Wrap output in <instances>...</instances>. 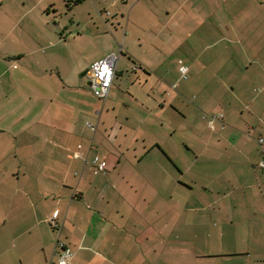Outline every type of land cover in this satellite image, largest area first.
<instances>
[{"label":"crops","instance_id":"0c3cea01","mask_svg":"<svg viewBox=\"0 0 264 264\" xmlns=\"http://www.w3.org/2000/svg\"><path fill=\"white\" fill-rule=\"evenodd\" d=\"M32 1L0 0V264H264V0Z\"/></svg>","mask_w":264,"mask_h":264},{"label":"built area","instance_id":"2783aa9c","mask_svg":"<svg viewBox=\"0 0 264 264\" xmlns=\"http://www.w3.org/2000/svg\"><path fill=\"white\" fill-rule=\"evenodd\" d=\"M119 59V55L112 53L107 55L104 58L94 61L89 69V77L91 79V88L93 89L94 94L102 99L108 97L109 92L112 88L115 74L116 66ZM180 71L182 76L186 78L188 67L181 66ZM222 117V114H212L204 115V119H209L210 127L214 128V121ZM87 126L95 131L96 126L90 122L87 123ZM258 142L261 146L262 151L264 152V138L260 137ZM92 166L94 167L95 173H106L107 171V161L105 159H100L95 157L91 161ZM260 168H264V158L258 163ZM54 226L58 227L59 224L55 220H52ZM72 259V253L69 249L65 248L60 252L59 264H68Z\"/></svg>","mask_w":264,"mask_h":264},{"label":"rangeland","instance_id":"374dc122","mask_svg":"<svg viewBox=\"0 0 264 264\" xmlns=\"http://www.w3.org/2000/svg\"><path fill=\"white\" fill-rule=\"evenodd\" d=\"M26 3H28V4H32L33 3V1L32 0H26ZM73 31V30H72ZM87 32L89 33V29H87ZM89 36H90V34H89ZM97 41H96V39H93V38H91V39H87V41H86V46H85V56H84V58H85V60H89V58L96 52V50H97V47H98V43H96ZM179 66H178V68H179V71H180V67L181 66H186V67H188V71H187V76H186V78H183V76H182V73H181V71L179 72V74L178 75H176V79H181V81H183V82H187V81H191V72H189V65H188V63L186 62V61H184L183 59L181 60V62H179V64H178ZM83 78H84V82H83V86L86 88V90L88 91V92H86V94H85V97H86V100L88 101V100H90L91 102L92 101H94V103H95V101H100L98 98H97V96H95L94 95V93L92 92V90L90 89V87L89 86H87V84H86V81L88 80L87 79V76L85 75V76H83ZM197 78V80H200L201 79V77L200 76H198V77H196ZM89 82H91V79L89 80ZM91 85V84H90ZM93 96V98H94V100L91 98V96ZM120 97V96H119ZM88 122H90V123H92V124H94L95 126H97L95 123H93L92 121H86V123H88ZM207 123H208V120L206 121ZM208 228H211L213 231H214V229H216V226H215V222H214V224H210V225H208Z\"/></svg>","mask_w":264,"mask_h":264},{"label":"water","instance_id":"95a60500","mask_svg":"<svg viewBox=\"0 0 264 264\" xmlns=\"http://www.w3.org/2000/svg\"><path fill=\"white\" fill-rule=\"evenodd\" d=\"M89 84H91V82H89Z\"/></svg>","mask_w":264,"mask_h":264}]
</instances>
